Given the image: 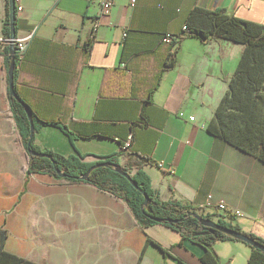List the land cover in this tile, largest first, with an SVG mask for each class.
Here are the masks:
<instances>
[{"label":"crops","instance_id":"crops-1","mask_svg":"<svg viewBox=\"0 0 264 264\" xmlns=\"http://www.w3.org/2000/svg\"><path fill=\"white\" fill-rule=\"evenodd\" d=\"M100 1L19 0L21 11L16 4L15 37L30 40L14 87L36 121L47 123L34 144L87 162L114 156L131 173L138 168L132 153L148 157L140 167L161 200L199 207L264 240V161L206 130L244 45L183 33L194 7L264 24V0H109L106 11ZM5 7L0 0V39L9 38ZM165 32L183 37L167 46ZM171 53L174 64L165 68ZM7 54L1 40L0 249L37 264H205L201 245L166 225L140 226L123 199L29 172ZM211 248L217 264H248L252 251L233 239Z\"/></svg>","mask_w":264,"mask_h":264},{"label":"trees","instance_id":"trees-1","mask_svg":"<svg viewBox=\"0 0 264 264\" xmlns=\"http://www.w3.org/2000/svg\"><path fill=\"white\" fill-rule=\"evenodd\" d=\"M5 8L4 33L9 37L8 0H6ZM186 26L188 30L184 32L185 34L188 33L190 36L198 37L203 41L224 38L244 45L235 71L228 80V89L217 105L212 118L207 123L206 130L211 135L264 161V24L228 14L223 9L194 7L187 17ZM175 44H168L167 46H174ZM172 56L173 53L169 55V60L164 65L165 68L173 66L174 61ZM17 60L18 56L15 55V67ZM5 61L8 68L10 62L8 54ZM9 100L22 143L27 150L29 120L24 107L19 101L11 96H9ZM32 119L35 130L42 124H47L43 121L37 122L33 116ZM51 124L59 127L70 139L74 137L73 132L66 126L58 122H52ZM30 149L33 152L49 153L55 161V166L65 176L60 177L55 172L54 165L49 158L38 157L32 154H29V172L46 173L55 178L72 182H86L123 199L140 226L166 225L177 230L181 234L182 240H190L201 245L205 249V254L202 257V261L205 264H217V255L211 248L214 240H238L217 230L204 235H194L196 232L209 229L200 225L193 216L184 218L186 213L191 211L200 214L204 218L211 219L212 216L203 214L200 212L199 207L188 203H182L178 200H161L152 188L150 177L140 167L149 161L148 157L139 158L132 155L138 168L135 172L131 173L130 169L119 164L117 158L114 156L105 157L103 160L95 162H87L80 155L63 156L49 150L41 151L34 144L33 139L31 140ZM101 162L112 163L113 165L119 164L136 184L145 191L148 196V202L144 206L143 211L140 209L144 200L142 193L126 177L111 167L101 166L93 169L86 180L77 178L79 175L84 174L89 167ZM174 220H177V222ZM216 222L241 231L237 225L225 220L218 219ZM246 234L264 244L263 239L253 234ZM251 249L248 264H264V251L253 247ZM0 264L37 263L0 249Z\"/></svg>","mask_w":264,"mask_h":264},{"label":"water","instance_id":"water-1","mask_svg":"<svg viewBox=\"0 0 264 264\" xmlns=\"http://www.w3.org/2000/svg\"><path fill=\"white\" fill-rule=\"evenodd\" d=\"M8 4H9V27H10V34H9V66L7 69V74H8V92L9 95L16 99L17 101H19V103L24 107L25 113L27 115V118L29 120V139L27 142V152L29 154H32L34 156H38V157H47L49 158L53 165H54V170L55 172L60 176V177H64L65 174L62 173L56 166H55V161L53 160L52 156L47 153V152H33L30 149V144H31V140L34 137V133H35V127H34V123H33V119H32V115L31 112L29 110V108L27 107V105L20 99V97L18 96L15 87H14V70H15V55H16V46L14 43L15 40V15H16V3L15 0H8ZM133 156L142 158L141 156H139L137 153H132ZM101 166H105V167H111L112 169H114L116 172L120 173L121 175H123L124 177H126L129 182L138 190L142 193V195L144 196V200L140 206L141 211H143L144 206L147 204L148 202V196L145 193V191L143 189H141L136 182L131 178V176L125 171L123 170V168L119 165H113L112 163H106V162H101V163H95L94 165H92L91 167H89L87 169V171L82 174L79 175L77 178L80 180H86L90 174V172L97 168V167H101ZM189 216H193L194 218L197 219L198 223L206 228H208L209 230H205V231H201V232H196L194 233V235H204L207 234L209 232L213 233L215 230L220 231L222 233H225L235 239H238L240 241H243L245 243H247L248 245H250L253 248L259 249L261 251H264V244L259 242L258 240L250 237L249 235H247L246 233L242 232V231H238L235 230L233 228H229L227 226H224L216 221H214L211 218H204L202 217L200 214L195 213V212H188L186 213L184 218H187ZM182 220V219H180ZM175 222H177V220H174ZM171 222V220H170Z\"/></svg>","mask_w":264,"mask_h":264},{"label":"built area","instance_id":"built-area-1","mask_svg":"<svg viewBox=\"0 0 264 264\" xmlns=\"http://www.w3.org/2000/svg\"><path fill=\"white\" fill-rule=\"evenodd\" d=\"M19 0H15V3L18 4ZM100 5L101 7L106 11L110 8L111 6V2L109 0H102L100 1ZM131 5H135V0H131ZM23 8L22 6H20L19 4L17 5V10L18 11H21ZM94 27H96V23L94 24ZM188 28L186 26V24L183 26V33L185 31H187ZM126 36V32L123 33V37ZM183 37V35H173L172 33L170 32H165L162 34L161 36V42L162 43H165V44H175V43H178L179 40H181V38ZM3 40V41H6L8 42L9 41V38L8 39H0V41ZM29 40H30V37H26V38H15L14 40V43H15V46H16V55L19 57V56H22L27 47H28V44H29ZM159 167H161V164H159ZM218 209L220 210H225L226 207L224 205V203H219L217 205ZM231 214H236L238 215L239 214V211H230Z\"/></svg>","mask_w":264,"mask_h":264}]
</instances>
